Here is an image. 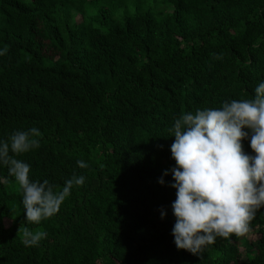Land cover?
I'll return each mask as SVG.
<instances>
[{
  "label": "trees",
  "instance_id": "16d2710c",
  "mask_svg": "<svg viewBox=\"0 0 264 264\" xmlns=\"http://www.w3.org/2000/svg\"><path fill=\"white\" fill-rule=\"evenodd\" d=\"M5 48L0 141L35 127L40 147L16 156L29 179L85 183L37 225L0 163V264H264V208L244 237L177 249L170 131L182 113L254 99L264 0H0ZM19 227L47 237L26 246Z\"/></svg>",
  "mask_w": 264,
  "mask_h": 264
},
{
  "label": "clouds",
  "instance_id": "9594fccd",
  "mask_svg": "<svg viewBox=\"0 0 264 264\" xmlns=\"http://www.w3.org/2000/svg\"><path fill=\"white\" fill-rule=\"evenodd\" d=\"M6 52L7 48L0 55ZM254 92V99L182 113L170 129L175 137L171 154L176 162L171 187L177 192L172 204L176 217L172 234L178 250L202 256L217 238L244 237L252 231L257 212L264 208V83ZM244 129L250 130L254 156L243 150L241 141L249 138ZM40 136L34 127L0 141V163L22 189L26 221L37 225L57 214L72 189L85 183L84 176L73 174L56 191L47 179H29L30 165L16 156L39 148ZM77 165L88 167L83 160ZM159 183L163 185L164 180ZM21 231L26 246H37L47 237L43 230L19 227Z\"/></svg>",
  "mask_w": 264,
  "mask_h": 264
},
{
  "label": "rangeland",
  "instance_id": "374dc122",
  "mask_svg": "<svg viewBox=\"0 0 264 264\" xmlns=\"http://www.w3.org/2000/svg\"><path fill=\"white\" fill-rule=\"evenodd\" d=\"M248 238H249V239H250V238H255V235H250ZM241 250H242V249H241Z\"/></svg>",
  "mask_w": 264,
  "mask_h": 264
}]
</instances>
